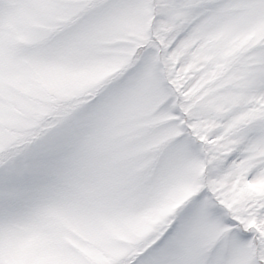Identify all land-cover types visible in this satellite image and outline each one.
<instances>
[{
  "label": "snow or ice",
  "instance_id": "snow-or-ice-1",
  "mask_svg": "<svg viewBox=\"0 0 264 264\" xmlns=\"http://www.w3.org/2000/svg\"><path fill=\"white\" fill-rule=\"evenodd\" d=\"M0 264H264V0H0Z\"/></svg>",
  "mask_w": 264,
  "mask_h": 264
}]
</instances>
